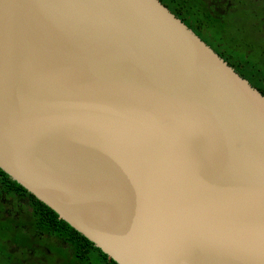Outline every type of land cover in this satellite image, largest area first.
Here are the masks:
<instances>
[{
  "label": "water",
  "instance_id": "1",
  "mask_svg": "<svg viewBox=\"0 0 264 264\" xmlns=\"http://www.w3.org/2000/svg\"><path fill=\"white\" fill-rule=\"evenodd\" d=\"M0 168L118 264H264V94L160 0H0Z\"/></svg>",
  "mask_w": 264,
  "mask_h": 264
},
{
  "label": "flooded vegetation",
  "instance_id": "2",
  "mask_svg": "<svg viewBox=\"0 0 264 264\" xmlns=\"http://www.w3.org/2000/svg\"><path fill=\"white\" fill-rule=\"evenodd\" d=\"M197 1L200 7L208 8L216 17H222L229 11L256 13L258 9H264V0ZM201 14L204 15V13ZM261 18L264 19V16ZM189 28L210 46L202 37V34L197 32V30L200 31L198 27L197 30L192 27ZM240 35L239 32L234 34V37ZM253 35L252 33L248 34L250 40L254 42L259 39V45H262L264 49V37L259 38L260 36ZM211 48L215 51L213 47ZM216 53L219 55L218 52ZM219 56L221 57V55ZM15 196H19L23 200L26 199L31 207L29 215L28 213L23 215L24 211L19 207L14 209L9 207L11 198ZM11 205L15 207L13 202ZM36 212L37 208L28 195L15 192L6 179L0 177V264H110L108 257L103 259L98 252L90 248L85 241L79 240L75 235L63 237L59 235L55 228L54 230L46 228V220L38 218ZM38 212L40 211L38 210Z\"/></svg>",
  "mask_w": 264,
  "mask_h": 264
},
{
  "label": "trees",
  "instance_id": "3",
  "mask_svg": "<svg viewBox=\"0 0 264 264\" xmlns=\"http://www.w3.org/2000/svg\"><path fill=\"white\" fill-rule=\"evenodd\" d=\"M172 13L182 19L186 25L197 30L208 44L215 49L216 52L223 57L235 70L250 83L257 87L264 94V49L259 45V39L251 41L248 37L249 33L257 36L264 26V9L256 13L245 11L226 12L222 17H216L206 7H200L197 0H160ZM201 13H204L202 15ZM236 32V33H235ZM241 33L239 37L234 34ZM244 37L242 38V36ZM252 36V35H251ZM258 37V36H257ZM260 38V37H259ZM222 41L226 47L221 49ZM233 53L238 55V59L232 58ZM248 57H252L253 61L249 62ZM234 59V60H233ZM246 68V73L241 69ZM0 177L13 187L15 192H22L28 195L33 205L37 208L36 215L38 218L45 219V227L57 230L60 236L68 237L75 235L79 240L85 241L90 248L98 252L103 259H107V255L96 247L93 242L87 239L79 231L70 226L64 219L58 217V214L48 205L37 199L31 192L27 191L21 184L9 177L0 168ZM38 210L40 212H38ZM34 216V215H32ZM110 264H118L114 260L109 259Z\"/></svg>",
  "mask_w": 264,
  "mask_h": 264
},
{
  "label": "rangeland",
  "instance_id": "4",
  "mask_svg": "<svg viewBox=\"0 0 264 264\" xmlns=\"http://www.w3.org/2000/svg\"><path fill=\"white\" fill-rule=\"evenodd\" d=\"M264 27V26H263ZM263 27H262V31L261 32H259L258 33V36H260V38H262V37H264V29H263ZM264 41V40H263ZM219 42H221L222 43V45H221V49H224L223 47H226L225 46V44H223V42L220 40ZM238 55H236L235 53H233V55H232V58H234V59H238V57H237ZM233 59V60H234ZM248 60H249V62H251V61H253V58L252 57H248ZM245 73H246V68L243 66L242 68H241ZM15 198V199H14ZM12 197L11 198V203L13 202V205L15 204V207H13L12 205H11V203H10V205H9V207H11V208H18L19 207V209H21V210H23L24 211V213H23V215H25V213H28V215H29V213H31V207H30V205L27 203V201H26V199H22L21 197H19V196H15V197Z\"/></svg>",
  "mask_w": 264,
  "mask_h": 264
}]
</instances>
